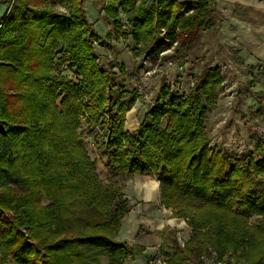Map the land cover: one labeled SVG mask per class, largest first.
I'll return each instance as SVG.
<instances>
[{"label":"trees","instance_id":"1","mask_svg":"<svg viewBox=\"0 0 264 264\" xmlns=\"http://www.w3.org/2000/svg\"><path fill=\"white\" fill-rule=\"evenodd\" d=\"M49 1L13 0L0 20V264L134 259L144 246L116 238L132 204L123 183L111 178L132 174L157 178L160 203L186 220L182 244L176 229L160 231L167 264H205V252L264 264V141L243 153L211 148L205 127L224 80L220 69L195 73L183 93L163 87L130 131L125 114L136 96L113 71L100 69L84 0H59L65 11ZM214 1L122 0L131 25L124 31L111 3L107 13L116 18L115 34L142 50L175 39V50H188L216 25ZM65 59L78 82L53 72ZM81 117L102 131L107 181L83 147ZM41 194L51 202L42 204ZM74 199L81 201L76 213L68 209Z\"/></svg>","mask_w":264,"mask_h":264},{"label":"rangeland","instance_id":"2","mask_svg":"<svg viewBox=\"0 0 264 264\" xmlns=\"http://www.w3.org/2000/svg\"><path fill=\"white\" fill-rule=\"evenodd\" d=\"M12 1L0 0V20ZM121 1L84 0L82 6L92 31L98 35L94 42L93 54L97 57L100 69L106 67L113 71L136 96L125 114L127 128L130 121L133 126L141 121L144 112L160 99L163 87L183 93L191 86L195 73L208 66H217L224 74V80L218 88L216 103L209 110L205 122L207 134L211 139L210 147L218 145L228 152L243 153L251 149L258 138L264 141V75L261 73L264 67V0H215L216 25L201 33L194 48L178 51L174 49L177 39L169 47L159 43L142 50L135 45L130 36L116 35L114 30L116 18L110 17L107 13L110 3L116 7V17L121 24V31L131 29ZM49 2L55 10H66L59 0ZM160 35L164 37V32L160 31ZM53 72L59 76L66 75L75 82L81 78L75 68L70 67L68 59L56 62ZM59 102L60 98L56 102L58 106ZM77 132L83 138V147L88 156L94 161L98 176L101 180L107 181L109 172L105 167L106 148L104 138L101 136L102 131L98 126L87 125L81 117ZM133 175H118L111 178L123 183L125 197L133 202H139L136 192L139 180ZM40 202L48 204L51 200L41 194ZM148 204L141 202L137 207L145 208L149 206ZM154 204L163 219L174 218L171 208H164L158 202ZM80 207L79 199H74L68 204L70 212L76 213ZM5 215L12 216L13 213L5 212ZM176 218L186 223L184 218ZM175 223L174 219L173 224L168 226L177 230L176 238L182 244L189 236V228L184 223ZM143 230L144 227L140 228V231ZM20 232L27 240H31L25 228H20ZM153 241H157L154 249L159 255L161 238L156 228L153 230V236L147 238L145 244H151ZM223 258L231 264H243L229 254L221 259ZM203 259L205 264L216 262L213 252H205ZM100 260L106 261L104 257ZM33 261L34 264H42L39 260Z\"/></svg>","mask_w":264,"mask_h":264},{"label":"crops","instance_id":"3","mask_svg":"<svg viewBox=\"0 0 264 264\" xmlns=\"http://www.w3.org/2000/svg\"><path fill=\"white\" fill-rule=\"evenodd\" d=\"M178 1H190V0H178ZM143 117H144V114H143ZM126 118H127V115H125L124 126L126 129L130 131L135 130L137 126L139 125V123L141 122L140 121L136 126H133V124L130 121L128 128H127ZM129 126H131V128ZM133 176H136L137 179L139 180L137 190H136L138 194L137 199L139 202L137 201L133 202L132 200L129 199L130 203L132 204V207L130 208L129 212L122 218L121 227L118 233L116 234V238L121 242L136 243V244L143 245L144 250L136 252L134 259L130 260L129 262H125L123 264H126V263L127 264H148L147 263L148 260L153 256H159L161 257L163 261H165L159 251H158L159 255H157L155 252L154 245L157 241L155 242L153 241L151 244H145V241L147 240V238L153 236L154 228L157 229L159 238H161L160 231L163 229V227L168 226V224H173L174 219L176 220L175 224H180V223L181 224L184 223L185 225L187 224L185 223L184 220L178 221L179 218H176L175 216H173L174 218H171V219L170 218L163 219L162 216L159 214L160 212H158V210L154 206L155 202H158V204L160 203L159 188H158L159 182L157 178L150 176V175H145V174H134ZM141 202H145L146 204L149 203L148 204L149 206L145 208L137 207L138 205L141 204ZM143 227H144V230L140 231V228H143Z\"/></svg>","mask_w":264,"mask_h":264},{"label":"built area","instance_id":"4","mask_svg":"<svg viewBox=\"0 0 264 264\" xmlns=\"http://www.w3.org/2000/svg\"><path fill=\"white\" fill-rule=\"evenodd\" d=\"M146 58H147V56H146ZM147 263H148V264H166L165 261H163V260L161 259V257H159V256H153V257H151V258L148 260ZM215 264H231V263L227 262V261L225 260V258H223V259L216 260Z\"/></svg>","mask_w":264,"mask_h":264}]
</instances>
